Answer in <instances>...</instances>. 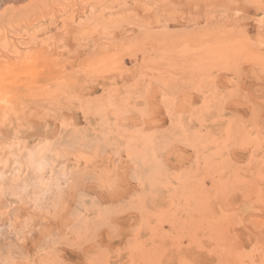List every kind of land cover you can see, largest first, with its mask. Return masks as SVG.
Listing matches in <instances>:
<instances>
[{
    "label": "rangeland",
    "instance_id": "obj_1",
    "mask_svg": "<svg viewBox=\"0 0 264 264\" xmlns=\"http://www.w3.org/2000/svg\"><path fill=\"white\" fill-rule=\"evenodd\" d=\"M24 1L0 6V264H264V0Z\"/></svg>",
    "mask_w": 264,
    "mask_h": 264
},
{
    "label": "bare ground",
    "instance_id": "obj_2",
    "mask_svg": "<svg viewBox=\"0 0 264 264\" xmlns=\"http://www.w3.org/2000/svg\"><path fill=\"white\" fill-rule=\"evenodd\" d=\"M28 1H29V0H26V1L22 2V4L24 5V4H26V2H28ZM96 1H97V0H96ZM121 1H122V0H121ZM114 2H115V1H114ZM6 3H7V2H6ZM28 3H29V2H28ZM51 3H52V2H51ZM133 3H134V1H133ZM77 4H78V3H77ZM97 4H98V6H99V5L101 6V2H100V3H97ZM102 4H103V3H102ZM230 4H231V3H230ZM44 5H46V4H44ZM78 5H79V4H78ZM118 5H119V4H118ZM2 6H3V3H2ZM2 6H1V7H2ZM7 6H8V7H13V5H9V4L6 5V4H5V5L2 7V9L6 8ZM84 6H85V5H84ZM114 6H115V5H114ZM172 6H173V5H172ZM53 7H54V6H53ZM65 7H66V5H65ZM70 7H71V6H70ZM85 7H86V6H85ZM146 7H147V6H146ZM51 8H52V7H51ZM63 8H64V7H63ZM76 8H77V7H76ZM110 8H111V7H110ZM115 8H116V6H115ZM0 9H1V8H0ZM2 9H1V10H2ZM56 9H57V8H56ZM206 9H209V8H206ZM66 10H67V9H66ZM68 10H69V9H68ZM71 10H72V9H71ZM75 10H76V9H75ZM81 10H82V9H81ZM91 10H92V9H91ZM93 10H94V9H93ZM93 10H92V11H93ZM108 10H109V9H108ZM53 11H54V10H53ZM104 11H105V10H104ZM76 12H77V11H76ZM82 12H83V11H82ZM70 13L72 14V12H70ZM74 13H75V11H74ZM90 13H91V12H90ZM75 14H76V13H75ZM96 14H97V13H96ZM78 16H79V15H78ZM87 16H88V15H87ZM91 16H94L93 13H92ZM108 16H109V15H108ZM73 17H74V16H73ZM76 17H77V16H76ZM135 17H136V16H135ZM69 18H70V17H69ZM84 18H85V17H84ZM90 18H92V17H90ZM70 19H72V18H70ZM104 19H105V18H104ZM67 20H69V19H67ZM91 20H92V19H91ZM76 21H77V20H76ZM134 22H135V21H134ZM77 23H78V22H77ZM94 23H95V22H94ZM125 23H126V22H125ZM70 24H71V23H70ZM70 24H69V25H70ZM73 24H75V23H73ZM86 24H87V23H86ZM104 24H105V23H104ZM88 25H89V24H88ZM90 25H91V24H90ZM90 25H89V26H90ZM119 25H121V23H120ZM131 26H132V25H131ZM113 27H114V26H113ZM142 27H143V26H142ZM162 28H163V27H162ZM92 29H93V28H92ZM128 29H129V28H128ZM164 29H165V28H164ZM85 30H86V29H85ZM99 30H100V29H99ZM123 30H124V28H123ZM125 30H126V29H125ZM125 30H124V31H125ZM166 30H168V29H166ZM166 30H165V31H166ZM75 31H76V30H75ZM124 31H123V32H124ZM222 31H223V29H222ZM83 32H84V31H83ZM83 32H82V33H83ZM87 32H88V31H87ZM71 33H72V32H71ZM82 33H81V34H82ZM99 33H100V32H99ZM101 33H103V32H101ZM105 33H106V32H104L103 35H106ZM107 33H108V32H107ZM118 33H119V32H118ZM125 33H126V32H125ZM65 34H66V33H65ZM123 34H124V33H123ZM127 34H128V33H127ZM103 35H102V37L105 38V36H103ZM107 35H108V34H107ZM97 36H99V35H97ZM61 37H62V36H61ZM110 37H111V36H110ZM91 38H93V37H91ZM97 38H98V37H97ZM99 38H100V36H99ZM94 39H95V38H94ZM217 39H218V38H217ZM92 40H93V39H92ZM140 40H141V39H140ZM140 40H139V41H140ZM221 40H222V39H221ZM81 41H82V40H81ZM93 41H94V40H93ZM93 41H92V42H93ZM219 41H220V40H219ZM249 41H250V40H249ZM79 42H80V41H79ZM96 43H97V42H96ZM115 43H116V42H115ZM120 43H121V42H120ZM263 43H264V42H263ZM263 43H262V44H263ZM58 44H59V43H58ZM173 44H174V43H173ZM139 45H140V44H139ZM49 46H50V45H49ZM88 46H89V45H88ZM104 46H105V45H104ZM110 46H111V44H110ZM122 46H123V45H122ZM136 46H137V44H136ZM57 47H58V46H57ZM129 47H130V46H129ZM129 47H128V48H129ZM46 48H47V47H46ZM52 48H53V46H52ZM120 48H121V47H119L118 50H119ZM123 48L125 49V46H123ZM128 48H126V49H128ZM150 48H151V47H150ZM124 49H122V50H124ZM126 49H125V50H126ZM129 49H130V48H129ZM144 49H145V48H144ZM172 49L174 50V48H172ZM120 50H121V49H120ZM125 50H124L123 52H125ZM150 50H151V49H150ZM48 51H49V50H48ZM92 51H93V50H92ZM111 51H112V50H111ZM114 51H115V50H114ZM108 52H109V51H108ZM119 52H120V54H121V51H119ZM170 52H171V51H170ZM174 52H175V51H173V52H171V53H174ZM47 53H48V52H47ZM125 53H126V52H125ZM129 53H131V52L129 51ZM162 53H163V52H162ZM120 54H119V55H120ZM138 54H139V53H138ZM144 54H145V53H144ZM100 55L102 56V54H99V56H98V55H96V56H97V57H100ZM115 55H116V54H115ZM169 55L172 56V54H170V53H169ZM54 56H55V55H54ZM104 56H105V55H104ZM108 56H109V55H108ZM110 56H112V55H110ZM157 56H158V55H157ZM47 57H48V56H47ZM97 57H96V58H93V59H97ZM105 57H106V56H105ZM115 57H116V56H115ZM159 57H160V56H159ZM161 57H162V56H161ZM263 57H264V56H263ZM56 58H57V57H56ZM103 58H104V57H103ZM110 58H111V57H110ZM110 58H109V60H110ZM150 58H151V57H150ZM171 58H172V57H171ZM59 59H60V58H59ZM99 59H100V58H98V60H99ZM111 59H112V58H111ZM113 59H114V58H113ZM113 59H112V60H113ZM120 59H121V58H120ZM153 59L155 60V58H153ZM156 59H157V58H156ZM158 59H159V58H158ZM166 59L168 60V57H166ZM51 60H55V58H54V59H51ZM101 60H102V58H101ZM116 60H119V59H114V63H113V65L115 64ZM170 60H171V59H170ZM55 61H56V60H55ZM65 61H66V60H65ZM44 62H45V60H44ZM44 62H43V63H44ZM47 62H51V61H47ZM52 62H53V61H52ZM52 62H51V63H52ZM91 62H93V60H92ZM91 62H90V63H91ZM95 62H96V60H95ZM103 62H104V59H103ZM106 62H108V61H106ZM112 62H113V61H112ZM112 62L110 61V63H112ZM142 62H143V61H142ZM150 62H151V61L149 60V63H150ZM155 62H156V61H155ZM162 62H164V59L161 61V64H163ZM157 63H158V62H157ZM52 64H53V63H52ZM93 64H94V63H91L90 66L92 65V67H93ZM97 64H98V61H97ZM99 64H101V63H99ZM145 64H146V63H145ZM108 65H109V64H108ZM113 65H112V66H113ZM146 65H147V64H146ZM43 66H44V65H43ZM51 66H52V65H51ZM56 66H57V65H56ZM95 66H96V63H95V65H94V67H93L94 69L91 67V71H93V70H95V69L97 68V67H95ZM97 66H98V65H97ZM100 66H101V65H100ZM112 66H111V64H110V69H111ZM46 67H47V65H46ZM105 67L109 69V67H107V65H106ZM105 67H103V68L105 69ZM122 67H123V66H122ZM125 67H126V66H125ZM161 67H162V66H161ZM47 68H48V67H47ZM52 68H53V67H52ZM113 68H114V67H113ZM113 68H112V69H113ZM115 68L117 69V67H115ZM118 68H119V67H118ZM158 68H159V67H158ZM110 69H109V70H110ZM121 69H122V68H121ZM149 69H150V68H149ZM50 70H51V67H50ZM77 70H78V69H77ZM100 70L102 71L103 69L101 68ZM100 70L97 69V72L94 71L95 73H92V72L90 71V73H92V74H91L92 76H93L94 74H97V73H98V75H100V77H101L102 72H101V74H100ZM114 70H115V69H114ZM142 70H143V69H142ZM159 70H160V68H159ZM98 71H99V72H98ZM121 71H122V70H121ZM126 71H127V70H126V68H125V69H124V72H126ZM140 71H141V70H140ZM49 72H50V71H49ZM49 72H48V73H49ZM61 72H62V71H61ZM122 72H123V71H122ZM142 72H143V71H142ZM142 72H141V73H142ZM147 72H148V71H147ZM147 72H146V73H147ZM103 73H104V72H103ZM127 73H128V71H127ZM132 73H133V72H132ZM158 73H159V71H158ZM49 74H50V76H51V73H49ZM104 74H105V73H104ZM107 74H108V72H107ZM107 74H106V75H107ZM110 74H111V73H110ZM110 74H109V78H110V76L112 75V74H111V75H110ZM124 74H125V73H124ZM124 74H123V75H124ZM135 74H136V73H135ZM148 74H149V72H148ZM150 74H152V73H150ZM83 75H84V74H83ZM113 75H114V74H113ZM120 75H122V74H120ZM142 75H143V73L140 74V75H138V77H136L135 80H133V81L136 82V80H137V81H138V85H141V84L143 83V81H144L143 79L146 77L147 74L144 76V78L141 80V81H142V82H141V81H139L138 79L140 78V76H141V78H142V77H143ZM53 76H55V74H54ZM56 76H57V75H56ZM78 76H79V75H78ZM92 76H91V77H92ZM96 76H97V75H96ZM114 76H115V75H114ZM125 76H128V75L125 74V75L122 76V77H125ZM130 76H131V74H130ZM134 76H135V75H134ZM84 77H85V76H84ZM87 77H89V76H87ZM91 77H89L90 80H91ZM100 77H99V78H100ZM102 77H103V76H102ZM119 77H120V76H119ZM152 77H154V76H152ZM155 77H156V76H155ZM155 77H154V78H155ZM157 77H158V74H157ZM92 78H93V77H92ZM96 78H97V77H96ZM103 78H105V77H103ZM112 78H114V77H112ZM125 78H126V77H125ZM137 78H138V79H137ZM141 78H140V79H141ZM106 79H108V78L106 77ZM114 79H116V78H114ZM145 79H146V78H145ZM147 79H148V75H147ZM152 79H153V78H152ZM152 79H151V80H152ZM53 80H54V78H53ZM92 80H93V79H92ZM75 81H76V80H75ZM131 81H132V80H131ZM54 82H55V81H54ZM54 82H53V83H54ZM56 82H57V81H56ZM56 82H55V83H56ZM60 82H61V84H62L63 81H60ZM88 82H89V80H88ZM93 82H94V81H93ZM98 82H99V81H98ZM58 83H59V82H58ZM58 83H57V86H58ZM75 83H76V82H75ZM91 83H92V81L90 82V84H91ZM95 83H96V81H95ZM108 83H109V82H108ZM139 83H141V84H139ZM61 84H59V85H61ZM82 84H83V83H82ZM88 84H89V83H88ZM77 85H78V82H77ZM81 87H82V86H81ZM57 88H59V87H57ZM57 88H56V89H57ZM78 88L80 89L79 85H78ZM59 89L61 90V88H59ZM79 89H78V90H79ZM55 91H56V90H55ZM61 91H62V90H61ZM81 91H82V90H81ZM84 92H85V91H84ZM74 93H75V92H74ZM78 93H79V92H78ZM82 94H83V92H82ZM82 94H81V95H82ZM65 97H66V96H65ZM72 97H73V96H72ZM79 97H80V96H79ZM81 97H82V96H81ZM61 98H63V97H61ZM70 98H71V97H70ZM84 98H85V97H84ZM84 98H83V100H84ZM64 100H65V98H64ZM67 100H68V98H67L65 101H67ZM85 100H86V103H88L89 100H87V99H85ZM92 100H93V99H92ZM68 101H69V100H68ZM78 102H79V98H78ZM69 103H70V102H69ZM79 103H80V102H79ZM84 103H85V102H84ZM16 107H17V106H16ZM78 107H79V106H78ZM7 108H8V107H7ZM83 111H84V110H83ZM9 112H10V111H9ZM5 113H6V112H5ZM32 113H33V112H32ZM88 113H89V112H88ZM9 114H10V113H9ZM23 114H24V113H23ZM35 114H36V113H35ZM85 114H86V111H85ZM90 114H91V113H89V115H90ZM36 115H38V114H36ZM6 116H7V115H6ZM18 116H20V115H18ZM87 116H88V115H87ZM24 119H25V121H27L26 118H23V120H24ZM52 119H53V118H52ZM1 120H2V119H1ZM5 120H7V119H5ZM21 120H22V119H21ZM2 122H3V120H2ZM20 122H21V121H20ZM24 123H25V122H24ZM27 123H28V122H27ZM60 123H61V122H60ZM20 124H21V123H20ZM20 124H19V126L22 127ZM19 126H18V128H20ZM62 126H63V125H62ZM31 128H32V126H31ZM63 128H64V127H63ZM75 128H76V127H75ZM78 129H79V127H78ZM28 130H30V129H28ZM61 130H62V129H61ZM73 130H74V129H73ZM17 131H18V130H17ZM17 131L15 130V132H14V137H15V134L17 133ZM75 131H77V130L75 129ZM78 132H79V131H78ZM80 133H81V132H80ZM80 133H79V134H80ZM83 133H84V131H83ZM83 133H82V136H83ZM19 134H20V133H19ZM74 134L76 135V132H75ZM74 134H72L71 137H74ZM77 135H78V134H77ZM82 136H81V137H82ZM17 137H18V136H17ZM69 137H70V136H69ZM75 137H76V136H75ZM76 138H78V137H76ZM16 139H17V138H16ZM16 139H15V140H16ZM82 139H84V138H81V140L78 139V140H80V141H79V145H81V144H80L81 142H82V143H85L84 140H82ZM37 140H38V139H37ZM54 140H55V138H54ZM59 140H60V138H59ZM78 140H77V141H78ZM2 141H3V140H2ZM25 141H26V140H25ZM57 141H58V139H57ZM57 141L55 140V144L57 143ZM74 141H75V140H73V142H74ZM22 142H23V141H22ZM38 142H39V141H38ZM50 142H51V141H50ZM75 142H76V141H75ZM53 143H54V141H53ZM53 143L51 144V146L53 145ZM19 144H20V143H19ZM23 144H24V143H23ZM76 144L78 145L77 142H76V143H73V146H72V147H74V146L77 147ZM69 145H70V144H69ZM82 145H83V144H82ZM82 145H81V146H82ZM1 146H2V145H1ZM70 146H71V145H70ZM24 147H25V145H24ZM2 148H3V147H2ZM79 148H80V146H79ZM59 154H60V152H59ZM66 154H68V153H66ZM56 155H57V154H56ZM59 156H60V155H59ZM72 157H73V156H72ZM75 157H76V156H75ZM82 157H83V156H82ZM56 159H58V158H56ZM68 159H69V158H67V160H68ZM72 159H73V158H72ZM70 162H71V161H70ZM73 162H74V161H73ZM65 164H66V163H65ZM72 165H73V164H72ZM65 166H66V165H65ZM80 174L82 175V172H81ZM76 176H77V175H76ZM68 190H69V187H68ZM52 196H53V195H52ZM57 196H58V195H57ZM55 197H56V196H55ZM10 212H11V211H10ZM25 212H26V211H25ZM1 213H2V212H1ZM1 213H0V214H1ZM3 213H4V212H3ZM7 213H9V212H7ZM23 213H24V212H23ZM9 214H10V213H9ZM20 214H21V213H20ZM6 215H7V214H6ZM20 216H22V215H20ZM20 216H19V217H20ZM8 217H9V216H8ZM8 217H7V218H8ZM11 217H12V216H11ZM10 256H11V255H10ZM10 256H8V257H10ZM2 257H3V256H2ZM2 257H1V258H2ZM5 258H6V257H5ZM5 258H3V259H4V263H7L8 261L5 262ZM9 259H10V258H9ZM0 260H1V259H0ZM10 260H11V259H10ZM0 262H1V261H0ZM4 263H1V264H4Z\"/></svg>",
    "mask_w": 264,
    "mask_h": 264
},
{
    "label": "water",
    "instance_id": "obj_3",
    "mask_svg": "<svg viewBox=\"0 0 264 264\" xmlns=\"http://www.w3.org/2000/svg\"><path fill=\"white\" fill-rule=\"evenodd\" d=\"M15 1H19V0H15ZM3 2L4 0H0V6L2 5Z\"/></svg>",
    "mask_w": 264,
    "mask_h": 264
}]
</instances>
